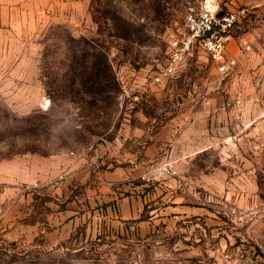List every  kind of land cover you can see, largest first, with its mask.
Returning <instances> with one entry per match:
<instances>
[{"label":"rangeland","instance_id":"1","mask_svg":"<svg viewBox=\"0 0 264 264\" xmlns=\"http://www.w3.org/2000/svg\"><path fill=\"white\" fill-rule=\"evenodd\" d=\"M201 1L0 0V264H264V0H215L240 18L228 75L203 49L164 75ZM181 104L179 153L112 181L96 151L127 108ZM115 186L141 196L137 218L115 217Z\"/></svg>","mask_w":264,"mask_h":264},{"label":"crops","instance_id":"2","mask_svg":"<svg viewBox=\"0 0 264 264\" xmlns=\"http://www.w3.org/2000/svg\"><path fill=\"white\" fill-rule=\"evenodd\" d=\"M174 78H179V75L177 74ZM156 95H163V89L159 90ZM178 108L179 114L167 120H164V114H162L164 109L162 107H156L155 115L153 116L147 114L146 110L141 106L127 108L133 115H129L132 119H124L120 122L121 126L126 129H121L117 132L116 138L113 142H110V144L112 143L111 146L108 144L107 150L99 146L96 151L99 160L109 159L120 163V165L117 163L115 166L107 167V169L113 167L115 169V171H111L113 172L111 173V176H113L112 181L115 183L119 182L118 180H121L123 176H128L129 178L132 175L131 170H134L133 161L156 159L159 155L163 154L165 145L171 147L172 155L179 153L181 145L187 143V140H189L192 122L188 115L190 106L188 104H181ZM171 129L176 140L173 142L174 139H171L170 143H167L168 140L165 141V134L166 131ZM177 131L180 132L177 133ZM119 161H125L126 163L122 164ZM101 163L103 164V162ZM14 167L15 165H13ZM50 168L51 171L49 173H52L53 177L57 178L59 174L68 170V165L64 162L63 166L60 164L59 169ZM32 179L35 180L32 176L28 175V177L24 179L20 178L19 180L29 183L32 182ZM127 180L125 181L130 183V186L134 185L130 178ZM120 190L118 186H115L114 191H111L112 196L110 200L113 201L110 202H113V214L115 213V217L121 220L137 218L141 212V196L131 195L128 197L121 194L119 197L117 192Z\"/></svg>","mask_w":264,"mask_h":264},{"label":"built area","instance_id":"3","mask_svg":"<svg viewBox=\"0 0 264 264\" xmlns=\"http://www.w3.org/2000/svg\"><path fill=\"white\" fill-rule=\"evenodd\" d=\"M223 11V16L218 14ZM240 23L239 13L223 10L215 0H202L198 9H192L185 17V28L170 42L169 64L164 75H173L186 62L190 61L196 50L203 49L216 64L218 72L228 75L236 64L227 57L229 42ZM160 81V77H156Z\"/></svg>","mask_w":264,"mask_h":264},{"label":"trees","instance_id":"4","mask_svg":"<svg viewBox=\"0 0 264 264\" xmlns=\"http://www.w3.org/2000/svg\"><path fill=\"white\" fill-rule=\"evenodd\" d=\"M100 76H101L100 70L94 68L93 73H92V75L90 77H88V80L90 82H95L96 83L98 81V79L100 78Z\"/></svg>","mask_w":264,"mask_h":264},{"label":"water","instance_id":"5","mask_svg":"<svg viewBox=\"0 0 264 264\" xmlns=\"http://www.w3.org/2000/svg\"><path fill=\"white\" fill-rule=\"evenodd\" d=\"M223 16V11H221L219 14H218V17H222Z\"/></svg>","mask_w":264,"mask_h":264}]
</instances>
